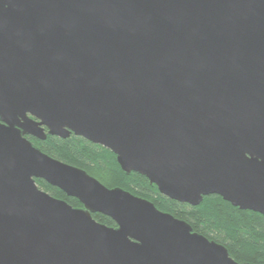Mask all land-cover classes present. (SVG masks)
<instances>
[{
    "label": "water",
    "instance_id": "1",
    "mask_svg": "<svg viewBox=\"0 0 264 264\" xmlns=\"http://www.w3.org/2000/svg\"><path fill=\"white\" fill-rule=\"evenodd\" d=\"M70 134L171 200L264 218V0H0V264H239L26 138Z\"/></svg>",
    "mask_w": 264,
    "mask_h": 264
},
{
    "label": "trees",
    "instance_id": "2",
    "mask_svg": "<svg viewBox=\"0 0 264 264\" xmlns=\"http://www.w3.org/2000/svg\"><path fill=\"white\" fill-rule=\"evenodd\" d=\"M44 154L85 171L108 188H121L152 202L157 209L186 222L193 232L224 246L239 264H264V218L253 211L241 210L212 194L204 196L197 206L171 200L159 193L147 178L125 173L116 156L106 148L70 134L67 138L47 135L45 141L26 136ZM38 188L54 198L64 200L74 208L80 202L57 187L35 179ZM98 223L116 227L114 221L100 213L92 214Z\"/></svg>",
    "mask_w": 264,
    "mask_h": 264
}]
</instances>
